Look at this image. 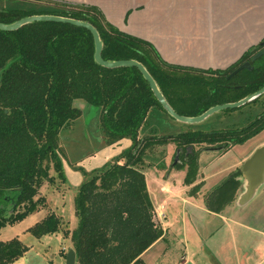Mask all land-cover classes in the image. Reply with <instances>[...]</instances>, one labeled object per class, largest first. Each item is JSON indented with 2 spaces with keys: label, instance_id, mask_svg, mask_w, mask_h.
Listing matches in <instances>:
<instances>
[{
  "label": "trees",
  "instance_id": "1",
  "mask_svg": "<svg viewBox=\"0 0 264 264\" xmlns=\"http://www.w3.org/2000/svg\"><path fill=\"white\" fill-rule=\"evenodd\" d=\"M34 13L92 22L103 40L104 58L142 61L170 103L188 115L199 114L219 100L207 91L196 97L191 108L194 112H182L184 109L176 107V99L170 94L172 85L211 87L252 55L249 49L226 68L170 63L153 42L121 29L97 4L66 0H47L28 8L0 4V20L4 22ZM94 52L92 31L71 22L35 20L15 30L0 28V227L46 205V195H38L45 180H66L57 140L61 129L83 113L77 103L83 99L87 106L100 110L108 143L128 137L132 144L101 168L86 172L76 193L78 224L72 231L63 228V218L53 210L29 231L37 237L61 230L64 236L71 233L77 264H144L143 253L164 235L143 170L144 156L148 147L166 143L168 138L149 136L143 141L140 129L154 106L165 108L137 66L107 67L96 61ZM253 64V70L244 69L233 76L234 80L251 77L255 81H246L242 90L235 89L232 99L264 84V54ZM256 124L257 128L248 132L193 129L171 135L181 149L175 167L188 165L184 182L193 183L198 173L199 150L195 144H216L230 137L233 143L243 142L264 127V121ZM52 167L56 174L51 173ZM239 172L229 174L208 193L206 204L210 209L221 211L235 199L242 184ZM199 186H192L191 194ZM28 249L18 236L0 238V264L17 260Z\"/></svg>",
  "mask_w": 264,
  "mask_h": 264
},
{
  "label": "rangeland",
  "instance_id": "2",
  "mask_svg": "<svg viewBox=\"0 0 264 264\" xmlns=\"http://www.w3.org/2000/svg\"><path fill=\"white\" fill-rule=\"evenodd\" d=\"M33 3H47V0H0L1 5L27 8ZM206 76L212 77L207 73ZM209 89L207 84H174L170 94L176 99L177 108L188 110L194 106L196 97ZM232 97L233 91L219 96L221 99ZM77 103L86 104L83 99ZM224 109L201 122L190 123L154 106L141 127L143 141L149 136L168 138L166 143L148 147L144 156L143 169L150 183L155 217L164 228L163 237L142 255L144 264H264V180L255 186L254 194L244 197L250 185L248 176L242 173V184L231 203L221 211H214L206 204L208 193L230 173L240 169L239 165L256 147L264 145V127L247 140L226 149L210 148L217 145L209 143L195 144L199 150V168L191 184L184 182L188 165L180 168L174 165L177 143L171 135L245 124L241 112H224ZM83 112L61 129L57 140L66 180H45L38 195H46V205L21 220L0 227L1 239L18 236L29 245L23 256L8 264H66L67 251L73 246L71 233L64 236L61 230L37 237L29 227L53 210L63 218V228L66 226L72 231L78 224L76 193L86 179V172L101 168L105 161L115 159L127 148L126 144L106 141L97 108L88 105ZM51 173L56 174L54 167ZM197 183L200 184L198 190L191 194L192 186Z\"/></svg>",
  "mask_w": 264,
  "mask_h": 264
},
{
  "label": "crops",
  "instance_id": "3",
  "mask_svg": "<svg viewBox=\"0 0 264 264\" xmlns=\"http://www.w3.org/2000/svg\"><path fill=\"white\" fill-rule=\"evenodd\" d=\"M71 1L99 5L111 22L150 40L165 60L175 64L226 68L264 38V0ZM115 143L128 147L132 140L124 137ZM147 184L150 191L148 179Z\"/></svg>",
  "mask_w": 264,
  "mask_h": 264
},
{
  "label": "water",
  "instance_id": "4",
  "mask_svg": "<svg viewBox=\"0 0 264 264\" xmlns=\"http://www.w3.org/2000/svg\"><path fill=\"white\" fill-rule=\"evenodd\" d=\"M71 1V0H66ZM77 2V1H73ZM35 20H57V21H66L71 22L74 24L82 25L87 28H89L94 36L95 40V52L94 56L98 63L107 66V67H116V66H125V65H135L137 66L143 73L144 77L148 80L155 96L158 98V100L161 102L163 107L170 113L172 116L176 117L179 120L195 123V122H201L205 118H207L209 115L213 114L215 111H218L220 109L224 108H234L237 106L242 105L243 103L252 100L253 98L261 95L264 93V85L261 86L258 90L255 92L240 98L238 100L234 101H226V102H219L216 104L211 105L208 107L204 112H201L199 114L195 115H188L180 113L176 110V108L170 103V101L165 96L164 92L162 91L159 83L157 82L156 78L153 76V74L149 71L147 66L140 60L136 58H121V59H106L102 55L103 51V40L101 38L100 32L98 28L90 21L80 19L73 16H67V15H61V14H54V13H34L22 16L12 22H4L0 20V28L6 29V30H15L23 26L24 24L28 22H32ZM260 44L264 43V40H261L259 42ZM264 54V46L258 49L256 52H254L251 56L250 60L245 61L241 65H239L237 68H235L233 71H231L228 74V77H232L235 75L240 69L244 67L251 68V60H256L261 55ZM222 146H212L210 148H221ZM179 151V150H178ZM177 151V156L175 158V163L177 162V159H179V154ZM174 163V164H175ZM240 170H243L245 173H247L248 179H249V188L248 191L244 194V197H248L255 192V186L261 184L264 180V145L258 146L252 155L248 157L244 163L240 166ZM76 214H78V211H76ZM77 254L76 250L73 246L69 247L67 254H66V264H77L76 260ZM187 264H193L192 262H187Z\"/></svg>",
  "mask_w": 264,
  "mask_h": 264
},
{
  "label": "flooded vegetation",
  "instance_id": "5",
  "mask_svg": "<svg viewBox=\"0 0 264 264\" xmlns=\"http://www.w3.org/2000/svg\"><path fill=\"white\" fill-rule=\"evenodd\" d=\"M262 40H264V38L262 39ZM264 46V43H262V44H260V43H258V44H256V45H253V46H251L249 49L251 50V52H252V54L254 53V52H256L258 49H260L261 47H263ZM248 49V50H249ZM246 52V51H245ZM252 56V55H251ZM250 59H251V57H250ZM250 59H248V60H250ZM245 61H247V60H244V61H241L239 64H237L236 66H235V68H237L239 65H241L242 63H244ZM254 61V60H253ZM253 61L251 60V65H252V67L251 68H249V67H244V68H242V69H240L239 71H241V70H244V69H248V70H253L254 69V64H253ZM234 68V69H235ZM233 69V70H234ZM233 70H231V71H233ZM230 71V72H231ZM238 71V72H239ZM237 72V73H238ZM234 76V75H233ZM233 76L232 77H228V75H227V77H226V79H224V80H221L219 83H217V84H213V86H211L210 87V90H209V92H210V94H214L215 95V97L217 98V100H219L217 103H219V102H226V101H234V100H238V99H240V98H243V97H245V96H247V95H249V94H251V93H253V92H255L256 90H258L259 88H257L256 90H253V91H251V92H249V93H246V94H244V95H242L241 97H239V98H236V99H221V98H219V96H221L223 93H226V92H229V91H233L234 92V95H235V89L236 90H242L243 88H245L246 87V81H255V79L254 78H251V77H248L249 79H245V78H238V79H233ZM233 81V82H232ZM214 85H215V87H214ZM264 85V84H263ZM262 85V86H263ZM216 104V103H215ZM206 109H204L203 111H201V112H204ZM179 112V111H178ZM182 112H194V109H188V110H183ZM224 112H241V114H242V121L245 123V124H242V125H238V126H230V127H227V128H220V129H226V131H228V129H233V130H237V133H239L241 130H243V129H247L246 131L248 132V131H253V130H255L256 128H257V126H258V124H256V123H261V122H263L264 121V93H262L261 95H259V96H257V97H255V98H253L252 100H250V101H247V102H245V103H243L242 105H240V106H237V107H234V108H225L224 109ZM215 129H213L212 131H214ZM209 131V130H208ZM212 131H210V132H212ZM242 134V133H241ZM255 134V133H254ZM253 134V135H254ZM225 135H226V137H228V133H225ZM253 135H251L250 137H252ZM250 137H247V139L248 138H250ZM246 139V140H247ZM234 143L232 142V138L230 137V138H227V139H225V140H222L220 143H216L215 145H217V146H222L224 149H226V148H229V147H231L232 145H233ZM263 144V143H262ZM261 144V145H262ZM213 145V144H212ZM231 145V146H230ZM260 145V146H261ZM191 148V147H190ZM257 148V147H256ZM179 150V151H178ZM177 151L180 153V151H181V149L179 148V147H177ZM254 151V150H253ZM253 151L250 153V155L248 156V157H250L251 155H252V153H253ZM247 157V158H248ZM246 158V159H247ZM245 159V160H246ZM244 160V161H245ZM244 161H243V163H244ZM242 163V164H243ZM242 164H240L239 165V168H240V166L242 165ZM240 171V172H239ZM235 172H239L238 173V175H237V177L238 178H240L241 179V174L242 173H245V172H242V170H240V169H238V170H236ZM235 172H232V173H235ZM232 173H230V174H232ZM245 175H247V173H245ZM242 180V179H241Z\"/></svg>",
  "mask_w": 264,
  "mask_h": 264
}]
</instances>
